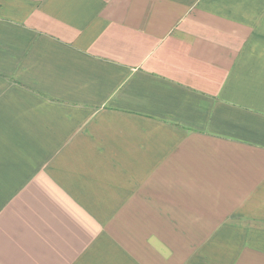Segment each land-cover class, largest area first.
Listing matches in <instances>:
<instances>
[{
  "label": "crops",
  "instance_id": "obj_1",
  "mask_svg": "<svg viewBox=\"0 0 264 264\" xmlns=\"http://www.w3.org/2000/svg\"><path fill=\"white\" fill-rule=\"evenodd\" d=\"M0 264H264V0H0Z\"/></svg>",
  "mask_w": 264,
  "mask_h": 264
}]
</instances>
